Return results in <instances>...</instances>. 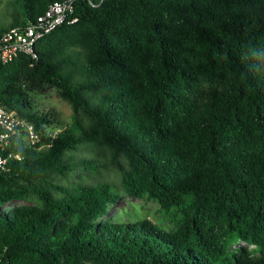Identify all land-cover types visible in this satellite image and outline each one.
<instances>
[{
    "label": "trees",
    "instance_id": "obj_1",
    "mask_svg": "<svg viewBox=\"0 0 264 264\" xmlns=\"http://www.w3.org/2000/svg\"><path fill=\"white\" fill-rule=\"evenodd\" d=\"M67 1L76 23L0 63L40 135L0 175V264H264V0H5L0 36ZM79 169L117 182L58 183ZM120 191L174 227L104 219Z\"/></svg>",
    "mask_w": 264,
    "mask_h": 264
},
{
    "label": "built area",
    "instance_id": "obj_2",
    "mask_svg": "<svg viewBox=\"0 0 264 264\" xmlns=\"http://www.w3.org/2000/svg\"><path fill=\"white\" fill-rule=\"evenodd\" d=\"M76 22L71 1L50 5L44 14L32 23L11 28L0 36V63L6 64L19 55L33 56L34 47L42 37L62 24ZM39 139V133L30 125L0 105V175L10 171L11 162L22 159V155L13 150L14 146H32L38 143Z\"/></svg>",
    "mask_w": 264,
    "mask_h": 264
},
{
    "label": "rangeland",
    "instance_id": "obj_3",
    "mask_svg": "<svg viewBox=\"0 0 264 264\" xmlns=\"http://www.w3.org/2000/svg\"><path fill=\"white\" fill-rule=\"evenodd\" d=\"M4 1L5 0H2V3L0 4V19L4 14ZM5 24L6 23H4V26ZM31 97L39 110L49 112L61 123V128L56 127V131L52 130L50 133L56 132L57 134L61 129L65 128V126L70 123L71 109L69 105L60 97L55 88H45L38 93L32 94ZM98 181L117 182V179L115 174L110 171H104L100 174H96L79 169L70 175L68 179L62 181L60 180L58 183L61 185H69L71 183L89 185ZM119 194L121 198L115 206L110 207L104 219L117 223H134L142 219H149L158 227L165 230H170L174 227L170 218V216L174 214V211L165 213L160 210L158 204L153 200L131 198L126 196L122 191H120ZM24 204V202L14 203L16 206ZM241 246L247 245L241 243Z\"/></svg>",
    "mask_w": 264,
    "mask_h": 264
}]
</instances>
